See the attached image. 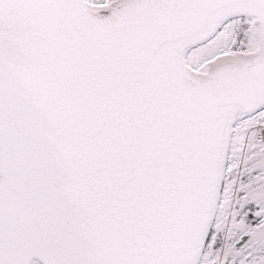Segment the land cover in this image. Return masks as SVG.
Instances as JSON below:
<instances>
[{
    "label": "snow or ice",
    "instance_id": "obj_1",
    "mask_svg": "<svg viewBox=\"0 0 264 264\" xmlns=\"http://www.w3.org/2000/svg\"><path fill=\"white\" fill-rule=\"evenodd\" d=\"M0 264H264V0H0Z\"/></svg>",
    "mask_w": 264,
    "mask_h": 264
}]
</instances>
